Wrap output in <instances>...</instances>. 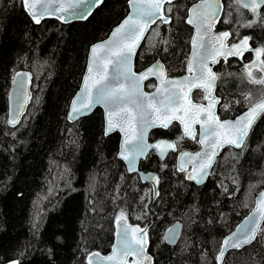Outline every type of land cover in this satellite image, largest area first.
I'll return each mask as SVG.
<instances>
[{
    "label": "trees",
    "instance_id": "obj_1",
    "mask_svg": "<svg viewBox=\"0 0 264 264\" xmlns=\"http://www.w3.org/2000/svg\"><path fill=\"white\" fill-rule=\"evenodd\" d=\"M180 2L187 5L190 0ZM127 10L126 0H104L83 21L61 23L45 18L35 25L21 10L19 0H0V258H18L21 264H85V248L100 253L110 249L114 216L124 208L128 222L141 227L154 225L149 232L148 251L158 264H216L214 257L222 238L252 208L254 196L264 186L261 116L243 154L230 146L222 149L216 157L215 174L202 185L183 179L184 173L176 171L173 153L160 160L149 152L148 159L139 161V168L158 174L160 195L149 204L151 211L146 219H135L143 211L141 196L151 188L136 173H128L117 156L119 134L102 138L100 108L72 122L66 116L84 71L88 46L104 37ZM241 11L251 18L247 10ZM157 24L159 21L150 27L139 47L134 68L139 70L159 58L168 74L179 73L190 45L191 27L183 20L159 28ZM228 27L238 29L241 35H251L254 46L264 44V25L252 29ZM153 30L160 35H154ZM161 39L170 43L164 45ZM165 47L166 52L161 50ZM242 67L234 61L226 65L218 84L220 95L242 99L241 93L250 92L254 100L259 99L264 85L248 83L241 74ZM20 68L32 72V97L21 123L14 128L6 123L7 96L12 76ZM148 84L153 85L152 80L145 83L146 89ZM245 107L236 105L232 111L223 112L218 106V112L222 117H233ZM176 130L173 123L167 129L155 128L151 134L169 137ZM163 164L167 167L161 171ZM230 177L238 181L240 188L232 197L217 187L223 179L232 192L237 185ZM251 185L258 186L249 195ZM113 196L117 197L114 201ZM88 200H93L100 211L90 212ZM194 205L198 212L192 211ZM38 213L41 227L36 231L32 221ZM175 220L182 223L183 239L179 247L164 245L160 237ZM225 261L264 264V240L255 249L232 250Z\"/></svg>",
    "mask_w": 264,
    "mask_h": 264
},
{
    "label": "snow or ice",
    "instance_id": "obj_2",
    "mask_svg": "<svg viewBox=\"0 0 264 264\" xmlns=\"http://www.w3.org/2000/svg\"><path fill=\"white\" fill-rule=\"evenodd\" d=\"M19 3L30 21L40 25L45 18H55L61 22H67L69 17L85 20L91 15L93 8L103 4L104 0H19ZM126 4L130 11L111 32L110 37L90 47L83 87L72 101L67 119L75 121L90 112L94 106H103L105 120L101 127L102 138L116 131L123 133L118 157L126 162L129 173H137L142 181L153 182L149 193L140 198L143 204L141 215L135 217L136 220H144L151 211L149 204L160 195V177L154 173L140 172L137 167L141 159L149 158V150L155 151L163 159L168 150L177 151L179 141L185 138L197 141L202 150L194 154L181 151L176 171L185 174L184 180L202 185L208 177L215 174L213 168L217 162L216 157L222 149L230 146L240 149L242 155L247 148L253 127L264 116V93L255 100L250 92L241 93L242 99H228L227 96L216 95V83L222 74L214 72L210 65L222 61L228 64L229 58H235L242 63L241 74L248 83L264 85V44L253 47V37L241 35L236 28L218 33L214 29L217 23L238 25V28L243 29H252L257 24L264 25V0H231L227 5L228 11H225L223 0H190L187 5L180 0H126ZM242 9L247 10L251 18L246 17ZM233 12L237 14L236 18L233 17ZM177 20H183L194 27V34L190 39L191 56L186 62L189 75L170 79L168 70L159 60L139 73L134 71L133 56L150 26L159 21V28L160 25H172ZM153 34L160 35L156 30H153ZM148 39L151 41V37ZM161 43L168 45L170 42L161 39ZM152 46L156 47L155 44ZM161 50L166 52L167 47ZM245 53H252L253 59L246 61ZM256 73L260 74L259 77ZM150 77L158 81L157 85L148 84L149 88H154L151 93L144 91V82ZM30 82V73L16 71L12 76L15 106L7 124L14 128L21 123L20 116L25 104L31 99L26 88V84ZM193 89L202 90L203 100L207 103H193L190 98ZM222 99L225 102L222 103ZM217 105L223 112L232 111L236 105L242 108L247 105V109L234 119L221 120L216 112ZM174 120L183 125L182 136L174 141L161 139L148 143L147 134L150 128L167 129ZM197 124L200 127L198 140L195 129ZM10 134L15 136V132ZM188 165H191L190 171ZM166 167L167 164L161 165V171ZM229 179L233 185H237L232 192L223 179L218 181L217 187L223 189V194L232 197L240 188L234 177ZM257 186H249V195ZM116 198L113 196V201ZM146 200L148 202L144 203ZM88 205L90 212L100 211L93 200H88ZM244 206L247 207V204ZM192 211L198 212L199 209L194 205ZM223 215L221 213L222 217ZM114 223L116 242L111 246V254L101 256L100 252H89L85 248V264H158L148 251L151 246L149 232L154 227L153 224L146 223L143 227L129 224L128 212L124 208H119L114 216ZM40 227L41 216L38 213L33 218L32 228L38 231ZM182 227L177 221L165 230L160 242L179 247V242L183 239ZM262 240L264 190L258 193L251 214L219 243L214 257L216 264H226L225 256L232 250L239 252L247 251L249 247L255 249ZM49 252L51 253L50 249ZM23 255L22 252L19 253V256ZM201 255L204 258V253ZM0 264H21V260L0 258Z\"/></svg>",
    "mask_w": 264,
    "mask_h": 264
},
{
    "label": "water",
    "instance_id": "obj_3",
    "mask_svg": "<svg viewBox=\"0 0 264 264\" xmlns=\"http://www.w3.org/2000/svg\"><path fill=\"white\" fill-rule=\"evenodd\" d=\"M96 7H94L93 8V10L95 9ZM93 10H92V12H93ZM130 11V9L128 8V10H127V12H126V14L123 16V18L117 23V24H115L114 26H112V28L108 31V33L104 36V37H102V38H100V39H98V40H95L94 42H92L89 46H88V51H87V57H86V63H85V67H84V71H83V73H82V76H81V79H80V82H79V85H78V88L76 89V91L74 92V94L72 95V97H71V99H70V102H69V105H68V110H67V114H66V116L68 115V113H69V111H70V106H71V103H72V101L77 97V94H79L80 92H81V89H82V87H83V77L87 74V64H88V62H89V56H90V47L92 46V45H94V44H96V43H98V42H102V41H105V40H107L109 37H110V35H111V32L123 21V19L126 17V15L128 14V12ZM90 16V15H89ZM88 16V17H89ZM53 19H55V18H53ZM57 20V19H56ZM59 21V20H58ZM72 21H83V20H80V19H77V18H75V17H69L68 18V20H67V22H61V21H59V22H61V23H69V22H72ZM153 25V24H152ZM151 25V26H152ZM150 26V27H151ZM191 28H192V33H191V35H190V39H191V36L194 34V27L192 26V25H189ZM150 29V28H149ZM225 30H228V29H223V30H220V31H215V32H221V31H225ZM147 34V33H146ZM146 34H145V36H146ZM143 41H144V39L140 42V46H141V44L143 43ZM190 41V40H189ZM139 46V47H140ZM139 47L136 49V51H135V55L133 56V60H132V67H133V70L134 71H136L137 73H139V72H141V71H143V70H145L146 68H148L149 66H151L153 63H155L157 60H159L161 63H163V61H161L159 58H156L154 61H152L150 64H148L147 66H145V67H143V68H141V69H139V70H135V68H134V60H135V56H136V53H137V51H138V49H139ZM253 47H256V46H253ZM191 51H192V48H191V44H190V52H189V54H188V57H187V60H188V58H190V56H191ZM253 59V54L251 53V58L248 60V61H250V60H252ZM187 62V61H186ZM164 64V63H163ZM211 67L213 66V65H210ZM110 67V66H109ZM213 70V69H212ZM16 71H22V72H27V73H30V79H31V82L30 83H27L26 84V88H27V91H28V93L30 94V96L32 97V90H31V86H32V78H33V75H32V72L29 70V69H26V68H20V69H18V70H16ZM15 71V72H16ZM14 72V73H15ZM215 72V71H214ZM14 75V74H13ZM186 75H189V73L187 72V66H186V72L184 73V74H182V75H178V76H168V78H170V79H180V78H182V77H184V76H186ZM149 80H154V85H157L158 84V81L154 78V77H150L149 78ZM149 80H147V81H149ZM147 81H145L144 82V84L147 82ZM217 84V83H216ZM194 90V89H193ZM192 90V91H193ZM144 91H146V92H149V93H151V92H153L154 91V88H150V89H146L145 87H144ZM192 91H191V93H192ZM14 92H15V86L12 84V80H11V85H10V88H9V91H8V96H7V117H6V123H7V120L10 118V115H11V113H12V110H13V108H14V106H15V104H14V100H15V97H14ZM203 92V91H202ZM191 93H190V98H191V100H192V102L193 103H200V102H195L193 99H192V97H191ZM216 94V93H215ZM203 96H204V93H203ZM30 100L31 99H29L28 101H27V103L25 104V107H24V110H23V112H22V114H21V116H20V119L22 118V116L25 114V112H26V109H27V107H28V104H29V102H30ZM203 103H207L206 101H204ZM95 108H100L101 110H102V114H103V123H104V120H105V110H104V108H103V106H101V105H97V106H94L93 108H92V110L90 111V112H88L86 115H83V116H87V115H89ZM247 109V107L245 108V109H243L240 113H238V114H236L235 116H233V117H227V118H220L221 120H224V119H234L237 115H240L243 111H245ZM216 112H217V107H216ZM217 115H218V113H217ZM83 116H80V117H83ZM79 117V118H80ZM69 121V120H68ZM70 122H72V121H70ZM172 122H176V123H178L179 124V127H180V129H181V131H182V133H183V125H181L180 124V122L179 121H176V120H174V121H172ZM8 125V124H7ZM198 125V124H197ZM8 126H10V125H8ZM199 126V125H198ZM10 127H12V126H10ZM153 128H160V127H153ZM153 128H150L149 130H148V133H149V131L151 130V129H153ZM195 129H196V126H195ZM199 131H200V127H199V130H198V138L197 139H199ZM118 134H119V143H118V151L120 150V145H121V143H122V139H123V133H120L119 131H116ZM147 137H148V134H147ZM161 139H165V140H169V139H166V138H157V139H155V140H153V141H149L148 140V138H147V141H148V143H155L156 141H158V140H161ZM169 141H173V140H169ZM202 150V146L199 144V147L195 150V151H188V150H184V149H182V150H179L178 151V153H177V156H176V162H175V166L178 164V162H179V154H180V152L181 151H185V152H188V153H192V154H194V153H196V152H198V151H201ZM149 151H153V150H149ZM169 151V150H168ZM153 152H155V151H153ZM118 153V152H117ZM156 153V152H155ZM157 154V156L160 158V156L158 155V153H156ZM118 156V155H117ZM161 159V158H160ZM164 159V158H163ZM162 159V160H163ZM122 160V159H121ZM123 161V160H122ZM124 162V164H125V167H126V170H127V164H126V162L125 161H123ZM137 167H138V169H139V171L140 172H144V173H154V174H157L155 171H153V170H142V169H140L139 168V162H138V165H137ZM188 169H189V171L191 170V165H188ZM128 172V171H127ZM129 173V172H128ZM137 174V173H136ZM158 175V174H157ZM138 177H139V175H137ZM140 178V177H139ZM141 180V179H140ZM142 181V180H141ZM143 183H148L149 185H150V187L152 188L153 187V182H151V181H142ZM194 183V182H193ZM195 184V183H194ZM158 188H159V185H158ZM261 190H264V186L263 187H261V189H259V191L256 193V195L254 196V200H253V205H252V208L247 212V214L245 215V216H243L241 219H240V221L236 224V226L231 230V231H234L235 229H236V227L239 225V224H241L242 222H243V220L247 217V216H249L250 214H251V211H252V209L255 207V199H256V197H257V195H258V193L261 191ZM177 221H179V220H175V221H173L167 228H169V227H171V226H173ZM180 222V221H179ZM129 224H131V225H136L135 223H130V222H128ZM181 223V222H180ZM181 225H182V223H181ZM166 228V229H167ZM115 232H116V226H115ZM230 232H228L227 234H225L224 235V237L226 236V235H228ZM223 237V238H224ZM223 238H222V240H223ZM221 240V241H222ZM116 242V236H115V234H114V240H113V243H112V245L114 244ZM111 245V246H112ZM111 250H112V247H110V249L106 252V253H101V256H106V255H109V254H111ZM94 252V251H93ZM150 254V253H149ZM129 260H131V257H129L128 258Z\"/></svg>",
    "mask_w": 264,
    "mask_h": 264
},
{
    "label": "flooded vegetation",
    "instance_id": "obj_4",
    "mask_svg": "<svg viewBox=\"0 0 264 264\" xmlns=\"http://www.w3.org/2000/svg\"><path fill=\"white\" fill-rule=\"evenodd\" d=\"M223 2H224V4H225V11L228 9V7H227V5L231 2V0H223ZM236 16H237V14L235 13V12H233V17L234 18H236ZM221 18H223V15H222V17ZM223 29H228V30H230L229 29V27H228V25L227 24H223V23H217L216 24V26H215V31H220V30H223ZM191 33H192V28H191V32H190V35H191ZM189 52H190V45H189V48H188V51H187V54H186V58H185V61H184V64H183V69H182V71L181 72H179V73H176V74H168V76H178V75H182V74H184L185 72H186V61H187V57H188V54H189ZM245 57H246V61H248L250 58H251V53H245ZM233 61L236 63V64H241L242 65V63L241 62H239L238 60H236L235 58H229V62L230 63H233ZM226 65L227 64H225V63H223V61L221 62V63H219V64H216V65H213L212 66V69H213V71H215V72H217V73H220V74H222V72H225L226 71ZM243 66V65H242ZM228 68V67H227ZM152 82H153V85H154V80H152ZM219 84V80L217 81V84H216V91H215V93H216V95H220V91H219V88H218V85ZM147 89H150V88H147ZM221 96V95H220ZM191 97H192V99L195 101V102H204V100H203V92H202V90H200V89H194L193 91H192V93H191ZM218 106L219 105H217V113H218V115L220 116V114H219V112H218ZM220 118H225V117H222V116H220ZM173 123H175V125L177 126V130H176V132L173 134V135H171V136H169V137H165V136H161V135H156V136H153L152 134H151V131L153 130V129H155V128H153V129H151L150 131H149V133H148V140L149 141H153V140H155V139H157V138H166V139H169V140H176L178 137H180V136H182V131H181V129H180V127H179V124L178 123H176V122H172L171 124H173ZM171 124L169 125V126H171ZM169 128V127H168ZM160 129H164V128H160ZM198 130H199V126L198 125H196V132H197V138H198ZM198 140V139H197ZM199 147V143H197V141H194V140H192V139H190V138H185V139H183V140H181V141H179V144H178V148H177V151H175V152H173L172 150H169L168 151V153H173L174 154V159H175V162H176V156H177V153H178V151L179 150H182V149H184V150H188V151H195L197 148ZM149 152H153V151H149ZM153 153H155V152H153ZM167 153V154H168ZM155 155L157 156V154L155 153ZM158 157V156H157ZM166 157V156H165ZM165 157H164V159H165ZM159 158V157H158ZM160 159V158H159ZM163 159V160H164ZM160 160H162V159H160ZM185 175V174H184ZM143 183V182H142ZM144 184H148V183H144ZM149 185V184H148Z\"/></svg>",
    "mask_w": 264,
    "mask_h": 264
},
{
    "label": "rangeland",
    "instance_id": "obj_5",
    "mask_svg": "<svg viewBox=\"0 0 264 264\" xmlns=\"http://www.w3.org/2000/svg\"><path fill=\"white\" fill-rule=\"evenodd\" d=\"M256 75H257V77H259L260 74H256Z\"/></svg>",
    "mask_w": 264,
    "mask_h": 264
}]
</instances>
